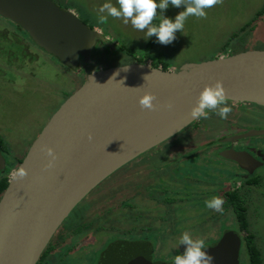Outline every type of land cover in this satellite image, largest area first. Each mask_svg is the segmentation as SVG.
<instances>
[{
	"label": "water",
	"instance_id": "1",
	"mask_svg": "<svg viewBox=\"0 0 264 264\" xmlns=\"http://www.w3.org/2000/svg\"><path fill=\"white\" fill-rule=\"evenodd\" d=\"M0 16L71 69L91 63L96 42L105 41L100 30L88 27L72 9L53 0H0ZM217 79L223 81L229 101L264 107V49L167 70L133 61L85 75L10 172L0 195V264H36L63 220L98 183L196 121L190 109L203 86ZM144 91L155 94L156 110L139 106ZM262 134L264 129L251 128L233 139ZM44 147L56 153L51 167H46L49 157ZM221 155L241 166L250 157L234 150ZM5 166L0 152V171ZM19 166L26 168V177L15 178ZM240 245V234L225 228L206 251L214 257L213 264H239ZM151 247L150 242L114 241L99 263L174 264V260L154 261Z\"/></svg>",
	"mask_w": 264,
	"mask_h": 264
},
{
	"label": "rangeland",
	"instance_id": "2",
	"mask_svg": "<svg viewBox=\"0 0 264 264\" xmlns=\"http://www.w3.org/2000/svg\"><path fill=\"white\" fill-rule=\"evenodd\" d=\"M54 1L64 8L72 9L86 25L100 30L101 35L105 37L104 44L97 41L92 50V57L96 64L91 67L93 70L101 66L124 65L138 59L142 63L149 62L151 65L160 67L161 62L156 64L158 55L161 56V61L167 63L168 68L173 69L186 62H200L215 58L220 53L228 55L229 49L233 53L264 49V15L250 22L249 27L243 31H239L244 24L252 20L255 12L264 5V0H223L222 4L206 10L205 19L189 17L185 22L183 33L177 31L176 39L168 45L158 43L155 36L145 40L144 32L133 28L130 22L125 24L121 19L109 17L106 24L99 23L97 19L99 7L105 2L115 4V0ZM182 10L183 6L177 8L169 4L163 15L174 19L175 15ZM2 21L0 18V138L3 142L2 151L4 153L2 155L5 159L12 160L25 154L29 144L52 113L67 97V94L77 87L79 81L77 74L80 72L73 71L43 53L42 50L35 48L22 32ZM153 23H159V15ZM232 34L235 35L230 40ZM12 36H15V39ZM150 41L152 45L147 49ZM227 41L228 47L223 48ZM122 47L132 53H127L125 49H121ZM228 103L232 107V112L227 119L216 118L221 124L227 126L231 124L234 128H246L264 123L263 108L245 103L241 105V102H237V105L231 101ZM199 126H201L199 122H194L185 128L184 132L175 134L165 143L159 144L160 148L158 147L157 151L149 150L98 183L73 208L58 228L69 225V228L63 231L66 235L70 230H74V233L64 237L57 247L66 245V250L76 247V251L81 254L82 250L86 253L93 251L97 256L100 249L114 238V231L129 230L128 222L131 221L132 230L149 224V227H144L146 229L152 227L160 233V237H157V233H152L157 237H155L156 241L153 242L150 238L154 246V259L173 261L175 255L184 251L185 246L178 245V242L185 231L191 232L194 238L203 237L207 245L215 241L225 228L236 230L237 225L230 203L226 200L225 194L221 192L212 195V197L220 196L224 201L223 211L217 212L207 208L204 203L205 200L211 198L199 200L201 198L197 195L190 197V192L186 191L187 195L181 191L180 206L175 209L177 202L172 204L171 213L175 220L174 224L165 220L168 216L164 213L162 206L151 205V202L161 200L158 195L168 198L172 194V189L163 184L169 185L173 181H180L181 184L194 188L203 187L206 185L197 184L196 179L205 173L212 174V177L204 182L207 184L210 182L211 188L215 186V179L218 180V178L207 168L193 170L192 176L189 175V177H184V174L180 178L179 175L173 178L164 175L173 165L182 167L180 172H186L187 166L192 163L186 157H189L193 150L176 158L178 153V151L174 152L176 145L181 143V152L190 147L193 143L192 138L205 134L209 137L214 136L210 135V132H201ZM187 135L191 136V140L188 139L191 143L188 140L183 142ZM5 146L8 154L4 149ZM152 154L155 155L149 159L148 156ZM259 172L263 174L264 168ZM159 175H163L166 180L165 178L157 180ZM153 183L162 184L163 193L158 191V184L152 188ZM236 193L245 197L248 230L254 235L256 248L262 258L260 264H264V184L258 186L257 189L245 190V192L240 189ZM132 195L140 197H132ZM128 201L136 210L148 212V220L140 218V224L135 226L132 220H135L136 215L128 210L124 212ZM157 220L161 221L160 224L156 223ZM78 231L80 232L76 235L75 232ZM242 246L240 245L238 263L247 264V255ZM91 264L100 263L96 258V261Z\"/></svg>",
	"mask_w": 264,
	"mask_h": 264
},
{
	"label": "flooded vegetation",
	"instance_id": "3",
	"mask_svg": "<svg viewBox=\"0 0 264 264\" xmlns=\"http://www.w3.org/2000/svg\"><path fill=\"white\" fill-rule=\"evenodd\" d=\"M54 2L58 5V3L56 1H54ZM60 7H62V6H60ZM62 8H64V7H62ZM67 8H69V7H67ZM67 8H64V9H67ZM0 18L4 21V22L2 21L3 23L6 22V24H11L12 27L16 28L18 31L22 32L26 37H28L21 30V28L18 25L12 23L10 20L3 18L1 16H0ZM4 29L7 31L6 27ZM12 37L15 39V36H12ZM28 39H29V37H28ZM30 41L35 46V48L42 50V48L40 49L39 47H37L32 42L31 39H30ZM104 42L105 41H103L102 43L104 44ZM42 52L45 53L43 50H42ZM45 54H47V53H45ZM47 55L50 56L49 54H47ZM51 58H54V57L51 56ZM54 59H56V58H54ZM91 60H92L91 63L85 64V65L79 64L76 69H73V71L78 70L80 72V74H77L79 76L78 77L79 81H78L77 87L80 85V83L84 79L85 75H87L91 72H94L97 69L104 68L103 66H101V67H98L96 70L91 69V67L95 64L93 57H92V53H91ZM94 66H96V64ZM105 67H108V66H105ZM234 103L237 105V102H234ZM243 104L244 103H241V105H243ZM245 104L258 106V105L250 104V103H245ZM258 107H261V109L262 108L264 109V107H262V106H258ZM214 114L215 113H210L209 119H206V120L200 119V120L195 121V123L199 122V124L201 125V126H199V128H201V130H200L201 132L202 131L207 132V133L210 132V135H214L213 137H209L205 134L204 136L199 135L198 138H192L193 143L185 151L180 152V150L182 149V148H180L181 143H180V145H176V147L174 148L175 149L174 152L178 151L176 158L178 156L179 157L183 156L187 152H190L193 150V152L190 153V156L186 157V159H188L189 162L192 161V163L187 166V171L186 172H183V171L180 172V169H183V168L182 167L179 168V167H176L173 165V167H171L169 169V172L164 173V175H168L172 178H173V176L175 177L176 175L177 176L179 175V178H180L181 175L184 174V177H186V176L189 177V175H191V172L193 170L207 168L208 170L212 171L213 174H215V177L218 178V180L215 179V184H214L215 186L213 188H211L210 182L208 184L206 182H204V181H208V179L210 177H212V174L207 175L204 173V174H202V176L200 178L196 179V182H197V184H200V185L203 184L206 186H203V187L198 186V187L194 188L193 186L181 184L180 181H177V182L173 181L172 184L170 183L169 185L163 184V185L169 186L172 189L171 190L172 194L169 195L168 198H164L162 195H158L161 197V200L156 201L154 203L151 202V205L158 204V205L162 206L163 210L165 211L164 213L168 216L167 219H165V220H168L172 224H174V221H175L174 217L172 216L173 213H171L172 204L177 202L175 209L180 206V202L182 201V199H180L181 191L184 194H187V192H190V194H189L190 197L197 195V197L201 198L199 200H203V199H206L207 197L212 198V195H214V194L216 195L217 192H221L222 194L224 193L225 195L228 193L235 192V191H240V189H242L245 192V190L248 191L251 189H257L258 186L264 184V173L262 174L259 172L260 169L264 168V134L242 136L240 138L233 139L234 136L243 134L244 132H246L248 129H251V128H253V129H264V123H261V125H255L253 127L249 126L246 128H244V127H235L234 128L233 125H231V124H229L228 126L221 124L218 121L220 119V117L217 115L214 116ZM216 118H219V119H216ZM184 131H185V128L182 129L177 134H180ZM190 137H191L190 135L185 136L183 142L188 140ZM169 139H167V140H169ZM230 139H233V140H230ZM167 140L163 141L162 144L165 143ZM190 140H191V138H190ZM190 140H188V141L191 143ZM158 147L160 148V146L158 145V146H156V148H152V149H155L157 151ZM226 150L243 151V152H246L248 155H250V157L247 156L244 159V161H242L243 166H241L237 162L230 160L228 158H225L224 156L221 155L222 151H226ZM172 154H173V152H172ZM142 155H140V156H142ZM154 155L155 154H152L151 156L149 155L148 158L151 159ZM140 156L132 159L128 163L138 159ZM177 168H179V169H177ZM162 169H163V167H162ZM185 174H187V175H185ZM160 177L157 178V180H162L163 178H165V177H163V175ZM164 180H166V178ZM216 181H217V183H216ZM155 184H158L157 185L158 191H162V193H163V191H164L163 185L160 183H153L152 188L155 186ZM133 196L134 197H140L138 195L137 196L132 195V197ZM170 199H172V200H170ZM144 209H147V208H144ZM127 210H128V212L130 211L131 214L134 213L136 215L134 217L135 220H132V221H134L135 226L140 224V222H139V221H141V220H139L140 218L142 220L147 218V220H148V217H149L148 212L146 213V212H141V211L136 210L135 208L132 207V205L129 201L126 202V204H125L124 212L125 211L127 212ZM164 213H162V216H164ZM64 220H66V219H64ZM160 222H158V220H157L156 223L160 224ZM61 224H63V223H61ZM128 224L127 225L129 227V230H127L125 232L124 231H119V232L114 231V238L112 240H110L102 249H100L99 254H98L99 256L98 255L95 256V253L93 251H91V252L89 251L88 253H86L85 251L82 250L81 251L82 254H81L80 252L76 251V247L74 249H69V250H66V248H67L66 245L61 246V247H57V245L61 242V240L64 237H67L68 235H72L74 233V230H70L68 232V234L66 235V232L63 230H66L67 228H69V225H64V228L61 227L60 229H58L60 227L59 226L57 228V230L55 231V233L50 238L47 246L45 247V249L41 253L36 264H91V262L96 261V258L98 261L101 259L102 253L104 251L103 249L105 247H107L108 244L110 245L114 241H118V240L129 241L132 243H139V244H144L146 242H150L152 245L151 256H152V259L155 261L156 259L153 258V251H154L153 242L157 240L156 239L157 237L161 236L160 233H157L155 230H153L154 228H152V227H150L149 229L148 228L146 229L144 226L149 227L148 223H147L148 225H144L141 227L138 226V228L136 227L137 230H135L136 228L132 230L133 226H132L131 221L128 222ZM87 226H88V224H87ZM168 231H170V230H168ZM79 232L80 231L75 232V234L78 235ZM237 232L240 234L239 231H237ZM152 233L153 234L157 233L158 236L157 237L153 236ZM151 235H152V237H151ZM150 238L153 239V242H152V239H150ZM240 238H241V236H240Z\"/></svg>",
	"mask_w": 264,
	"mask_h": 264
},
{
	"label": "clouds",
	"instance_id": "4",
	"mask_svg": "<svg viewBox=\"0 0 264 264\" xmlns=\"http://www.w3.org/2000/svg\"><path fill=\"white\" fill-rule=\"evenodd\" d=\"M222 3L223 0H115V4L105 2L99 7L97 19L101 24H106L109 17L121 19L125 24L130 22L133 28L145 33L143 36L145 40L155 36L158 43L168 45L176 39L177 31L183 33L189 17L205 19L207 9ZM169 4L177 8L183 6V10L178 12L174 19L163 15ZM158 15L159 23L154 24ZM229 99L223 81L217 79L203 86L189 114L194 120L209 119L210 113L227 119L232 112ZM138 104L141 109L149 111H154L158 107L157 98L150 91H144L139 95ZM167 107L171 109L173 106L168 104ZM88 139H92L91 134ZM43 151L49 157L46 167H51L56 159V153L51 147H44ZM27 175L28 172L23 166H19L15 171V178H24ZM204 203L209 209L223 211L224 201L220 196H213ZM180 244L185 248L182 253L175 255L174 264H213L214 257L206 251L208 246L203 237L194 238L191 232L185 231L178 242V245Z\"/></svg>",
	"mask_w": 264,
	"mask_h": 264
},
{
	"label": "trees",
	"instance_id": "5",
	"mask_svg": "<svg viewBox=\"0 0 264 264\" xmlns=\"http://www.w3.org/2000/svg\"><path fill=\"white\" fill-rule=\"evenodd\" d=\"M264 15V5L257 11L255 12L253 18L251 21L247 22L246 24H244L239 31H243L246 27H249L248 25L250 24V22H252L254 19H257V17H261ZM235 34H232L230 36V40L231 38L234 37ZM228 40V41H230ZM228 41L224 44L223 48H227L228 46ZM152 45L151 41L147 44V49L150 48V46ZM121 49H125V48H121ZM126 50V49H125ZM127 53L131 54L132 52H130L129 50H126ZM233 52L229 49V53L228 54H232ZM222 55V53L218 54L217 56ZM216 56V57H217ZM136 62L142 63L140 59H138ZM160 63V68L163 70H167L168 69V65L167 63H165L164 61H161V56L158 55V59L156 64ZM145 63V62H144ZM151 65V63H150ZM153 67H158L156 65H151ZM72 91V90H71ZM70 93V92H68ZM2 147H3V142L0 138V152L3 154L4 152L2 151ZM4 149H6V154H8V150L6 148V146L4 147ZM23 156L20 157H16L13 158L12 160L10 159H5L6 160V166L5 168L0 171V195L3 192V190L5 189L6 185H7V181L9 178V172H11V170L13 168L16 167V165L21 161ZM5 158V157H4ZM226 196V200H228V202L230 203V207H231V211L234 215L235 218V222L237 225V231H239L242 235L241 237V246L243 244V248L245 249L246 255H247V264H260L262 261L261 256L259 255V251L256 248L255 242H254V235L252 232H250L248 230V220H247V216H246V208H245V197H241L240 195H238L235 192L232 193H228L225 195ZM243 241V243H242Z\"/></svg>",
	"mask_w": 264,
	"mask_h": 264
},
{
	"label": "built area",
	"instance_id": "6",
	"mask_svg": "<svg viewBox=\"0 0 264 264\" xmlns=\"http://www.w3.org/2000/svg\"><path fill=\"white\" fill-rule=\"evenodd\" d=\"M149 63V62H148ZM150 64V63H149ZM10 173V172H9Z\"/></svg>",
	"mask_w": 264,
	"mask_h": 264
}]
</instances>
